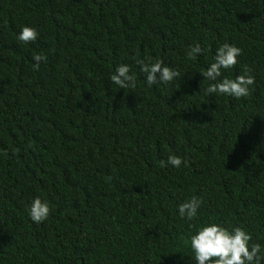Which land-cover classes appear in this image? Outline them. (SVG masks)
Returning a JSON list of instances; mask_svg holds the SVG:
<instances>
[{
  "label": "trees",
  "instance_id": "16d2710c",
  "mask_svg": "<svg viewBox=\"0 0 264 264\" xmlns=\"http://www.w3.org/2000/svg\"><path fill=\"white\" fill-rule=\"evenodd\" d=\"M224 43L238 64L204 79ZM145 58L180 75L149 86ZM120 65L134 89L111 82ZM245 65L247 97L206 93ZM211 223L264 255V0H0V264H196L190 237Z\"/></svg>",
  "mask_w": 264,
  "mask_h": 264
},
{
  "label": "clouds",
  "instance_id": "9594fccd",
  "mask_svg": "<svg viewBox=\"0 0 264 264\" xmlns=\"http://www.w3.org/2000/svg\"><path fill=\"white\" fill-rule=\"evenodd\" d=\"M17 38L23 43L34 42L38 38V32L33 27L25 26ZM203 51L201 46L196 44L190 48L186 55L188 59H196ZM241 54L240 48L224 43L216 50L214 62L201 75L204 79L217 81L223 70L232 69L238 64V57ZM33 60L35 61L34 70H39L40 63L47 62V56L37 54L33 56ZM145 60L138 59L136 63L140 66V71L145 74L149 86L158 83L166 85L180 75L178 71L164 66L162 60H157L154 63L148 58ZM242 71L243 74L235 79L224 78L219 82L210 84L205 89L206 93L210 96L222 94L236 99L247 97L250 94V86L255 83V77L247 65L243 67ZM129 73V66L120 65L115 69V73L110 76V80L120 89H134L137 77ZM182 163L186 165L187 161L182 160L179 156L169 155L167 163L161 161L160 166L171 165L179 168ZM199 207V198L193 196L178 206V212L181 218L191 221L197 216ZM50 211L49 204L37 197L30 204L29 217L34 223L40 224L48 218ZM251 240V235L239 227L230 232L216 223H211L199 228L196 234L190 237V244L195 254L196 264H260L261 260L264 259V255H261V245L259 243L250 244ZM185 243L187 244L189 241L186 240Z\"/></svg>",
  "mask_w": 264,
  "mask_h": 264
}]
</instances>
